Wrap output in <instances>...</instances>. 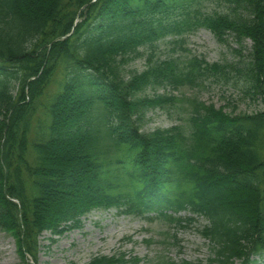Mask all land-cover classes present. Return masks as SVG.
Masks as SVG:
<instances>
[{
    "label": "trees",
    "instance_id": "1",
    "mask_svg": "<svg viewBox=\"0 0 264 264\" xmlns=\"http://www.w3.org/2000/svg\"><path fill=\"white\" fill-rule=\"evenodd\" d=\"M207 1L224 12H204ZM200 29L220 43L226 32L250 41L248 57L241 66L159 61L125 80L140 48L180 44ZM58 71L47 124L30 145ZM231 71L233 85L264 106V0H0V228L21 257L37 258L41 233L80 228L94 209L155 212L186 228L193 219L171 214L189 207L207 221L206 264L264 263V108L229 116L193 99L183 125L151 134L136 126L169 100L139 97L147 88L230 83ZM78 120L84 128L74 130ZM139 263L116 253L89 264Z\"/></svg>",
    "mask_w": 264,
    "mask_h": 264
},
{
    "label": "rangeland",
    "instance_id": "2",
    "mask_svg": "<svg viewBox=\"0 0 264 264\" xmlns=\"http://www.w3.org/2000/svg\"><path fill=\"white\" fill-rule=\"evenodd\" d=\"M225 8L207 1L203 11L208 14L224 12ZM236 36L225 33L223 42L206 29H200L185 38L180 44H171L167 38L157 43L155 48H140L139 57L130 59L123 67L125 80L146 70L149 64L159 61L176 60L181 68H187L193 59L205 60L209 64L241 66L248 57L251 42L240 43ZM141 53V54H140ZM150 65V66H151ZM63 74L56 72L38 106L31 124L30 145L47 124V109L51 97L58 91ZM230 83L217 82L212 77L201 86L184 89L159 87L147 88L139 97L163 96L169 100L162 107L149 108L138 117L136 126L139 132L151 134L155 130H164L183 123L193 99H197L223 114L236 116L262 111L260 100L252 99L244 92L242 86L233 85L234 72L228 73ZM15 91L13 95H15ZM78 124L74 130L84 128ZM183 125V124H182ZM184 127V126H183ZM84 180L81 177L80 180ZM77 185L80 183L76 181ZM85 184V183H84ZM81 185V183L79 184ZM187 220L189 213H181ZM206 224L204 218L196 217L189 227L182 228L162 219H149L146 215H124L117 209L93 210L82 218L81 227L67 230L60 236L43 232L38 237L37 258L31 256L24 260L16 239L0 228V264H89L94 258L111 257L124 253L127 257H138L143 264L156 263L158 260L191 264H206L212 256V245L201 234ZM148 240V241H147ZM258 260V258H255ZM234 264H242L236 261ZM252 264H264L263 262Z\"/></svg>",
    "mask_w": 264,
    "mask_h": 264
}]
</instances>
